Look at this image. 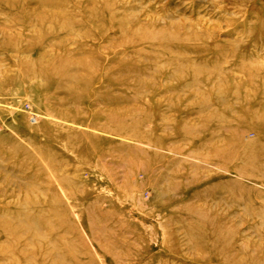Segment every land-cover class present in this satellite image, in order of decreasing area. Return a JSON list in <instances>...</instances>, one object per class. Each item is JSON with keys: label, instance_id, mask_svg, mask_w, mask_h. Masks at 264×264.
I'll list each match as a JSON object with an SVG mask.
<instances>
[{"label": "rangeland", "instance_id": "1", "mask_svg": "<svg viewBox=\"0 0 264 264\" xmlns=\"http://www.w3.org/2000/svg\"><path fill=\"white\" fill-rule=\"evenodd\" d=\"M0 264H264V0H0Z\"/></svg>", "mask_w": 264, "mask_h": 264}]
</instances>
